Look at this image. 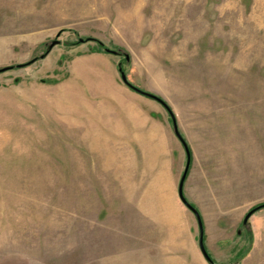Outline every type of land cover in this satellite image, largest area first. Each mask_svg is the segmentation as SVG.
<instances>
[{
    "label": "rangeland",
    "instance_id": "1",
    "mask_svg": "<svg viewBox=\"0 0 264 264\" xmlns=\"http://www.w3.org/2000/svg\"><path fill=\"white\" fill-rule=\"evenodd\" d=\"M6 68L0 264H210L175 127L212 261L264 264V0H0Z\"/></svg>",
    "mask_w": 264,
    "mask_h": 264
},
{
    "label": "water",
    "instance_id": "2",
    "mask_svg": "<svg viewBox=\"0 0 264 264\" xmlns=\"http://www.w3.org/2000/svg\"><path fill=\"white\" fill-rule=\"evenodd\" d=\"M58 41H55L52 43V45L48 48V51L46 53V55L52 50V48L56 45H58ZM106 52L107 53H111V54H114V55H119V53L117 52H114V51H110L109 49H106ZM46 55L42 56V58H44ZM128 59V58H127ZM35 61L37 60H34L32 61L30 64L34 63ZM18 67H23V65H20ZM9 69L11 68H6V69H3V70H0V74L5 72V71H8ZM120 73H121V76H122V80L123 82L129 86L130 88L134 89L136 92H138L139 94L143 95V96H146L148 98H152V99H155L157 101H161L159 100V98L155 97L154 95H151V94H148V93H145L135 87H133L127 80L122 68L120 67ZM174 125H175V122H174ZM175 131H176V135L177 137L179 138V140L181 141V143L183 144V146L185 147V150H186V154H187V165H186V169L184 171V174L181 178V181H180V184H179V188H178V196H179V199L181 200V202L183 203V205H185L196 217L197 221H198V224H199V230H200V240H199V246H200V249H201V252L203 254V256L205 257V259L210 263V264H214V262L212 261L211 257L209 256L206 248H205V244H204V229H203V224H202V220H201V216L199 214V212L189 204V202L186 200L185 196H184V185H185V181L187 179V176H188V172H189V168H190V163H191V155H190V151L187 147V145L185 144V142L183 141V139L181 138V136L179 135L178 131H177V128L175 127ZM264 208V205L254 209L253 211H251L245 218L244 220V224H247L248 220L250 219V217L256 212L258 211L259 209H262Z\"/></svg>",
    "mask_w": 264,
    "mask_h": 264
}]
</instances>
